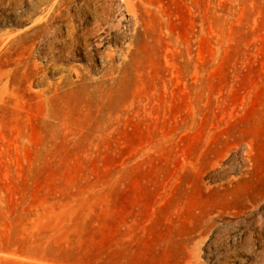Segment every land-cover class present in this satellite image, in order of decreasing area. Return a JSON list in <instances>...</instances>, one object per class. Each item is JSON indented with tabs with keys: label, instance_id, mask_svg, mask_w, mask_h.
<instances>
[{
	"label": "rangeland",
	"instance_id": "374dc122",
	"mask_svg": "<svg viewBox=\"0 0 264 264\" xmlns=\"http://www.w3.org/2000/svg\"><path fill=\"white\" fill-rule=\"evenodd\" d=\"M261 249L264 0H0V264Z\"/></svg>",
	"mask_w": 264,
	"mask_h": 264
},
{
	"label": "bare ground",
	"instance_id": "6f19581e",
	"mask_svg": "<svg viewBox=\"0 0 264 264\" xmlns=\"http://www.w3.org/2000/svg\"><path fill=\"white\" fill-rule=\"evenodd\" d=\"M120 20V19H119ZM116 24V23H115ZM101 44V39L97 41V45ZM80 76V75H79ZM250 250V249H249ZM253 256L255 257V261H253L254 264H264V249L253 251ZM252 263V264H253Z\"/></svg>",
	"mask_w": 264,
	"mask_h": 264
}]
</instances>
